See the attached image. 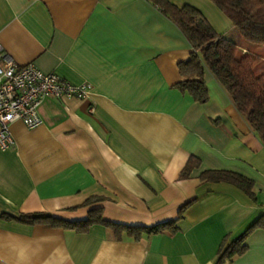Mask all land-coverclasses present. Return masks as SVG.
<instances>
[{"label":"crops","instance_id":"obj_1","mask_svg":"<svg viewBox=\"0 0 264 264\" xmlns=\"http://www.w3.org/2000/svg\"><path fill=\"white\" fill-rule=\"evenodd\" d=\"M169 1L197 8L218 34L233 28L210 0ZM0 44L20 67L92 87L85 100L46 98L35 129L11 125L16 146L0 149V264H264V145L210 72L205 104L176 88L195 50L158 6L0 0ZM193 157L200 168L182 178ZM206 171L241 175L251 193ZM94 209L126 226L179 219L178 231L136 239L101 224L17 220L84 222Z\"/></svg>","mask_w":264,"mask_h":264},{"label":"trees","instance_id":"obj_2","mask_svg":"<svg viewBox=\"0 0 264 264\" xmlns=\"http://www.w3.org/2000/svg\"><path fill=\"white\" fill-rule=\"evenodd\" d=\"M174 21L194 48L190 60L179 65L183 81L176 88L190 96L195 102L205 104L209 100L205 80L210 72L228 93L237 111L246 119L252 130L264 145V58L218 34L205 16L195 7H178L169 0H150ZM239 30L244 40L264 46V0H210ZM263 65V66H262ZM201 162L190 159L182 178L190 177L193 170L200 168ZM205 180H223L251 193L253 183L247 178L224 171H206ZM95 198L87 201L89 206ZM101 209L90 211L84 222H69L49 213L20 215L17 220L27 224H43L53 228L87 231L92 225L101 224L111 229L117 237L123 233L139 239L144 234L176 233L177 222L168 221L153 227L126 226L103 220ZM244 237L239 240L243 242ZM238 243V244H239ZM236 244V246L238 245ZM239 246L238 255L245 253L246 246ZM230 253L229 255H234Z\"/></svg>","mask_w":264,"mask_h":264},{"label":"built area","instance_id":"obj_3","mask_svg":"<svg viewBox=\"0 0 264 264\" xmlns=\"http://www.w3.org/2000/svg\"><path fill=\"white\" fill-rule=\"evenodd\" d=\"M91 91L89 83L73 84L56 74L43 73L33 64L18 66L0 44V149L16 146L10 130L15 122L29 129L42 124L40 107L46 98L85 100Z\"/></svg>","mask_w":264,"mask_h":264},{"label":"rangeland","instance_id":"obj_4","mask_svg":"<svg viewBox=\"0 0 264 264\" xmlns=\"http://www.w3.org/2000/svg\"><path fill=\"white\" fill-rule=\"evenodd\" d=\"M223 35L225 36L226 39L237 42L238 44H241L242 46H246L249 50L259 55L260 57L264 58V46L246 42L244 38L242 37V35L240 34L238 29L232 28L228 30L227 32H224ZM239 39L241 41H239Z\"/></svg>","mask_w":264,"mask_h":264}]
</instances>
